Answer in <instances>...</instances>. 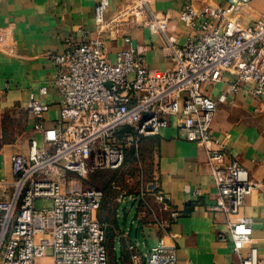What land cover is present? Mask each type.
Masks as SVG:
<instances>
[{
  "label": "built area",
  "instance_id": "built-area-1",
  "mask_svg": "<svg viewBox=\"0 0 264 264\" xmlns=\"http://www.w3.org/2000/svg\"><path fill=\"white\" fill-rule=\"evenodd\" d=\"M251 1L228 0L226 6L198 9L187 0L181 19L189 27H196L206 14L228 22L225 28L203 24L199 38L179 44L169 32V18L156 14L150 0H124L112 18L106 17L110 0H100L95 9L100 34L49 55L58 68L57 124H45L49 106L32 96L28 110L37 120L34 128L42 142L29 138L27 153L11 157L10 177L0 178V264H109L107 227L98 218L105 193L84 187L82 179L94 170L120 169L127 156L124 142L138 152L141 137L159 135L173 119L187 141L201 143L208 153L217 189L213 211L223 214L228 226L219 237L232 242L236 264H264L252 243V225L234 220L246 196L260 184L243 165L223 164L226 151L214 149L212 136L219 104L230 100L240 83L255 81L254 93L264 95V9L252 23L236 15ZM141 25L161 33L171 68H150L144 49L137 46L122 48L111 58L103 34L117 37ZM226 72L237 77L226 93L216 99L203 91L204 83L213 84ZM148 193L158 203H168L156 177L139 195ZM134 195L120 194L119 199ZM201 195L196 189L194 197ZM40 199L48 205L38 207ZM168 222L159 221L163 234L149 252H141L137 242L128 245L130 264H177V244Z\"/></svg>",
  "mask_w": 264,
  "mask_h": 264
},
{
  "label": "crops",
  "instance_id": "crops-1",
  "mask_svg": "<svg viewBox=\"0 0 264 264\" xmlns=\"http://www.w3.org/2000/svg\"><path fill=\"white\" fill-rule=\"evenodd\" d=\"M187 0H150V5L160 17L169 18V32L178 37L179 44L189 38H199L203 24L214 28L223 23L217 17L202 15L197 26L189 27L181 12ZM196 8L211 4L226 6L228 0H188ZM100 0H0V137L4 116L28 112V128L39 142L42 135L34 128L36 119L29 113L31 97L49 106L44 113L48 127L60 118L61 96L56 91L57 65L49 58L51 53H62L71 46L94 40L100 33L96 29L95 9ZM124 0H110L106 17L112 18ZM264 0H252L236 13L244 22L252 23L263 11ZM235 18V15H233ZM231 18V17H230ZM229 20L232 21L231 18ZM228 29V28H227ZM237 30L233 24V31ZM231 31V32H233ZM230 32V31H229ZM113 59L122 48L142 47L150 68L167 70L171 60L163 50L166 45L161 33L148 26L130 28L117 37L103 34ZM236 75L226 72L213 84L204 83L203 91L219 98ZM229 94L230 100L219 104L213 125L214 149H225L222 163L237 162L249 170L253 181L260 184L245 198L239 215L252 225V243L264 256V95L254 93L255 81L240 83ZM156 146V173L168 203L162 205L152 194L125 200L117 198L115 209L103 208L98 218L106 224L109 247V264H130L127 250L131 242H137L143 253L154 248L163 234L160 220H168V231L175 235L177 264H236L232 242L219 237L228 230L226 217L213 211L217 189L210 175L207 151L201 143L187 141L176 125L175 119L153 136ZM11 165L0 156V178L10 177ZM154 179V178H153ZM196 189L202 191L194 197ZM1 192V191H0ZM126 202V204L124 203ZM125 204L128 214L133 208L136 214L128 229L122 226L120 209ZM173 212L177 217L171 219ZM141 237V238H140ZM139 239H142L141 241Z\"/></svg>",
  "mask_w": 264,
  "mask_h": 264
},
{
  "label": "rangeland",
  "instance_id": "rangeland-1",
  "mask_svg": "<svg viewBox=\"0 0 264 264\" xmlns=\"http://www.w3.org/2000/svg\"><path fill=\"white\" fill-rule=\"evenodd\" d=\"M28 121V112L22 111L14 113V115L7 113L4 116V127L0 137V156H4L10 165L13 154L27 153L28 151L29 136L33 135L31 129L28 128ZM151 138V136L141 137V146L138 152L132 143L124 142L127 147V156L120 169L94 170L88 174V177L82 179L84 187L102 189L107 195L103 198L101 209L102 207L115 209L119 204L117 198L120 194L128 196L141 190L145 191L149 182L153 180L156 173V146ZM119 139H122L121 136ZM124 203L126 204V202ZM44 204L48 205L47 201L41 199L37 201L38 207ZM125 204L120 209V216L122 226L129 229L136 209L133 208L125 215L126 212L123 209Z\"/></svg>",
  "mask_w": 264,
  "mask_h": 264
},
{
  "label": "trees",
  "instance_id": "trees-1",
  "mask_svg": "<svg viewBox=\"0 0 264 264\" xmlns=\"http://www.w3.org/2000/svg\"><path fill=\"white\" fill-rule=\"evenodd\" d=\"M107 195H105V197H106ZM101 210V209H100ZM99 210V211H100ZM107 241H108V235H107ZM107 247H108V242H107ZM108 252H109V247H108Z\"/></svg>",
  "mask_w": 264,
  "mask_h": 264
}]
</instances>
